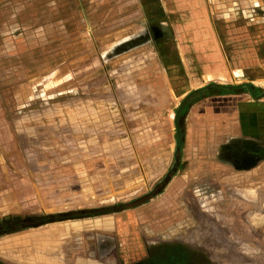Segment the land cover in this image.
<instances>
[{"label":"rangeland","instance_id":"1","mask_svg":"<svg viewBox=\"0 0 264 264\" xmlns=\"http://www.w3.org/2000/svg\"><path fill=\"white\" fill-rule=\"evenodd\" d=\"M99 1L14 0L13 59L2 53L0 9V177L42 190V212L16 220L75 216L91 225V258L101 261L156 264L164 251L176 264H264V171L245 178L199 148L196 130L178 147L194 98L183 106L168 89L145 19L122 34L97 17L91 30ZM142 30L143 42L122 47Z\"/></svg>","mask_w":264,"mask_h":264},{"label":"crops","instance_id":"2","mask_svg":"<svg viewBox=\"0 0 264 264\" xmlns=\"http://www.w3.org/2000/svg\"><path fill=\"white\" fill-rule=\"evenodd\" d=\"M256 1L247 0V8L241 0H102L96 3L101 6H91V30L99 25L97 17L100 25L118 24L122 34L146 20L168 89L181 104L194 98L185 114L183 147L191 144L196 130L199 148L209 156L216 152L245 178L264 171V5ZM0 9L8 12L7 28L0 34L7 38L2 53L13 59L16 3L7 0ZM114 11L119 19H106ZM143 40L142 30L120 42ZM11 63V80H16ZM12 121L6 120L7 132L13 130ZM34 182L0 177V224L6 226L0 229V264H118L91 258V225H79L75 216L37 226L18 222L16 218L38 212L42 190ZM33 193L36 201L26 198ZM101 226L110 229V220Z\"/></svg>","mask_w":264,"mask_h":264},{"label":"trees","instance_id":"3","mask_svg":"<svg viewBox=\"0 0 264 264\" xmlns=\"http://www.w3.org/2000/svg\"><path fill=\"white\" fill-rule=\"evenodd\" d=\"M219 30H223V28L220 26L219 27ZM221 34H222V36L224 37V34L222 33V31H221ZM184 103H186V102H183L182 104H183V106H184ZM191 104V103H190ZM189 104V105H190ZM189 105H187V106H185L184 107V109H185V114H186V112H187V109H188V107H189ZM184 125V124H183ZM179 130H181L180 131V133H179V135H178V147L179 148H181V146L183 145V140H184V129H183V126L180 128L179 127ZM66 218H68V217H65V216H60V217H57V218H54L53 220H50L48 217L47 218H45L42 222H40V223H31L30 224V226H37V225H40V224H44V223H46V222H50V221H54L55 219L56 220H60V219H66Z\"/></svg>","mask_w":264,"mask_h":264},{"label":"flooded vegetation","instance_id":"4","mask_svg":"<svg viewBox=\"0 0 264 264\" xmlns=\"http://www.w3.org/2000/svg\"><path fill=\"white\" fill-rule=\"evenodd\" d=\"M164 250V249H163ZM170 253H166V252H162L161 254L159 253V256L156 258V261L157 263L156 264H176L175 262L173 263L171 257H170ZM182 259V258H181ZM185 261H192L191 258H186L184 259ZM184 260H181V261H184ZM165 261V262H164ZM123 261H117L118 264H122ZM132 263H137V264H140L141 261H133ZM180 264V263H179Z\"/></svg>","mask_w":264,"mask_h":264},{"label":"water","instance_id":"5","mask_svg":"<svg viewBox=\"0 0 264 264\" xmlns=\"http://www.w3.org/2000/svg\"><path fill=\"white\" fill-rule=\"evenodd\" d=\"M144 41V40H143ZM137 42H139V41H135V42H128V43H125L126 45H123L122 47H132V46H134L135 44H139V43H137ZM141 42V41H140ZM122 47H120V48H122Z\"/></svg>","mask_w":264,"mask_h":264}]
</instances>
